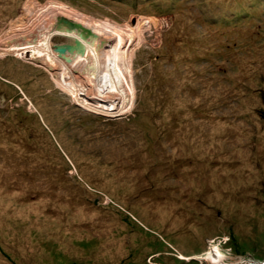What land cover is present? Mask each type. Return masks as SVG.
Here are the masks:
<instances>
[{
  "label": "rangeland",
  "instance_id": "obj_1",
  "mask_svg": "<svg viewBox=\"0 0 264 264\" xmlns=\"http://www.w3.org/2000/svg\"><path fill=\"white\" fill-rule=\"evenodd\" d=\"M31 1L0 0V36ZM58 1L138 31L133 102L104 114L0 50V264L262 260L264 0Z\"/></svg>",
  "mask_w": 264,
  "mask_h": 264
},
{
  "label": "bare ground",
  "instance_id": "obj_2",
  "mask_svg": "<svg viewBox=\"0 0 264 264\" xmlns=\"http://www.w3.org/2000/svg\"><path fill=\"white\" fill-rule=\"evenodd\" d=\"M23 9L13 29L0 36V50L56 70L58 84L90 108L110 116L128 111L134 97L131 61L132 48L138 40L136 29L83 16L58 0L44 4L33 0L26 2ZM59 16L86 28L90 35L81 37L74 30H56L55 19ZM55 34L78 38L85 46L83 54H71L69 61L58 57L51 46Z\"/></svg>",
  "mask_w": 264,
  "mask_h": 264
},
{
  "label": "built area",
  "instance_id": "obj_3",
  "mask_svg": "<svg viewBox=\"0 0 264 264\" xmlns=\"http://www.w3.org/2000/svg\"><path fill=\"white\" fill-rule=\"evenodd\" d=\"M198 260L202 261V264H264V258L256 260L247 254H237L229 248H222L221 241L214 240H211L208 249Z\"/></svg>",
  "mask_w": 264,
  "mask_h": 264
},
{
  "label": "water",
  "instance_id": "obj_4",
  "mask_svg": "<svg viewBox=\"0 0 264 264\" xmlns=\"http://www.w3.org/2000/svg\"><path fill=\"white\" fill-rule=\"evenodd\" d=\"M60 28L65 29V31H71L74 30L78 33L79 36H89L90 31L86 28L80 26L77 23L70 22L66 18H63L61 16L56 17L55 19V29L59 30ZM84 45L78 38H73L71 43H54L52 45L53 51L56 53V55L65 61H69V55L71 54H83L84 52Z\"/></svg>",
  "mask_w": 264,
  "mask_h": 264
},
{
  "label": "trees",
  "instance_id": "obj_5",
  "mask_svg": "<svg viewBox=\"0 0 264 264\" xmlns=\"http://www.w3.org/2000/svg\"><path fill=\"white\" fill-rule=\"evenodd\" d=\"M150 4H153L152 2H149ZM153 5H155V4H153ZM155 6H157V5H155ZM247 15V14H246ZM223 17V16H222ZM223 19V18H222Z\"/></svg>",
  "mask_w": 264,
  "mask_h": 264
}]
</instances>
